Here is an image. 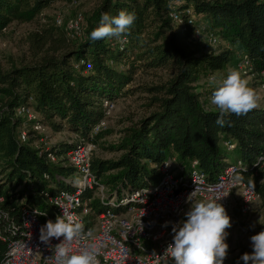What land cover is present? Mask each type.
<instances>
[{"label":"trees","instance_id":"16d2710c","mask_svg":"<svg viewBox=\"0 0 264 264\" xmlns=\"http://www.w3.org/2000/svg\"><path fill=\"white\" fill-rule=\"evenodd\" d=\"M53 1L0 0V32L14 22L36 21ZM121 10L136 16L128 32L119 40L92 41L90 33L99 26L101 13L116 16ZM173 13L183 26L173 21ZM198 30L205 36L216 34L219 43L231 47L206 52L197 39ZM81 33L71 37L64 27L48 22L32 34L37 53L48 46L46 55L10 71L0 67L2 231L12 222L20 226L24 209L46 206L42 192L71 188L67 174L75 171L73 164L48 157L67 153L75 143L37 148L34 142L40 136L22 141L21 128L26 125L32 135L34 126L43 124L88 139L105 117L104 100L116 103L127 96L130 89L125 87L137 71L149 69L166 70L169 77L139 88L149 94V112L127 128L117 145L109 146L122 151L120 158L93 157L97 176L111 191L142 187L155 182L162 165L175 159L187 165L198 161L214 180L232 164L230 153L237 152L236 162L244 164L238 178L256 189L264 206V164L258 162L264 156V107L239 117L225 116L229 123L221 127L216 123L219 110L208 100L214 87L199 83L234 63L240 52L248 54L255 73L264 71V0H103L82 24ZM103 131L90 139L97 143ZM7 248L0 239V264Z\"/></svg>","mask_w":264,"mask_h":264},{"label":"built area","instance_id":"2783aa9c","mask_svg":"<svg viewBox=\"0 0 264 264\" xmlns=\"http://www.w3.org/2000/svg\"><path fill=\"white\" fill-rule=\"evenodd\" d=\"M171 17L180 26L184 25L178 14L173 13ZM81 20V15H78L74 21L64 24L61 18H57L55 24L65 26L69 31L68 35L74 37L81 34ZM71 30H79V33L77 31L78 34L71 35ZM197 33H201L200 30ZM207 38L211 44H218L220 41L214 33H209ZM237 55V68L254 77L258 76L264 87V71L254 72V66L246 52ZM211 95L208 97L209 102ZM114 104L115 101L104 100L105 116ZM32 116L36 117L30 115ZM104 126V119L96 123L90 137L100 133ZM77 136L73 149L62 154L50 153L48 157L52 162L73 164L80 178L66 179L71 188L42 192L46 197V206L24 209L20 226L12 222L7 231L0 229V239L8 244L1 264H55L54 246L60 240L53 238L50 245L45 244L40 240V228L48 220L55 221L58 215L71 216L84 225L85 237L73 244L74 249L86 243L89 239L86 234L88 230L92 231L90 239L101 245V254L98 256L100 264H175L165 253L172 243L171 229L174 224L183 220L192 203L222 197L219 203L225 207L233 224V189L240 187L239 199L243 213L250 209L253 202L260 201V194L256 189L238 178L244 169L241 160L230 164L212 180L200 169L198 161L187 165L177 163L174 159L162 165L155 182L142 187L111 191L92 169L96 143L90 137L87 139ZM29 137L24 125L20 130V138L27 141ZM226 145L234 147L230 141ZM258 162L264 164V156L259 157ZM194 190L195 196L188 201Z\"/></svg>","mask_w":264,"mask_h":264},{"label":"rangeland","instance_id":"374dc122","mask_svg":"<svg viewBox=\"0 0 264 264\" xmlns=\"http://www.w3.org/2000/svg\"><path fill=\"white\" fill-rule=\"evenodd\" d=\"M102 2L103 0H55L43 10L36 21L29 23L14 22L10 24L6 29L0 32V67L4 71H10L14 67L21 66L22 64H30L39 60L40 57L47 54L48 46L40 49L37 53L38 48L33 44L32 34L43 28L48 22H55L57 18H61L62 22L67 24L69 21H74L78 15H81L82 18L79 24L81 33L82 24L85 23L90 14L96 10ZM64 28L66 29L65 26ZM77 31L79 33V30H75L74 32L71 30L70 33L74 35ZM67 33H69L68 30ZM196 36L199 42L202 43L206 52H212L228 45L226 42L222 41L218 44H211L207 36L201 33H197ZM51 52L52 51H50V53ZM237 60L238 58L235 60V64H230L222 71L207 74L200 81L201 85L213 86L210 81L212 76H216L217 79L225 78L230 69H236L242 74L243 78L248 80L249 87L255 89L260 95V106L264 107V87L261 86V82L257 77L239 70L237 68ZM168 77L169 73L166 70L149 69L137 71L135 80L125 87V90L130 89L129 94L125 97L118 98L114 107L111 108V111L103 118L105 121L104 131L96 143L93 154L94 158L101 160H116L120 158L122 151L117 149L112 150L109 146L117 145L124 137L127 128L131 127L149 112L146 106L149 94L147 92H142L139 88L159 84L167 80ZM27 114L34 115L30 110ZM32 118L34 117L32 116ZM37 126L38 127H34L33 129L36 133L30 135V137L40 136V138L34 142L37 148L48 146L61 147L65 146V144H73L78 140L77 134L67 128L56 131L48 125L42 124ZM237 158V152L230 153L229 161L231 163H235ZM67 178L78 179L80 175L74 171L68 173ZM240 194V187L237 186L233 189L231 202L233 224L231 228L227 229L229 235L226 242L229 244V250L224 264H228L233 260H239L246 252L250 253L252 251L250 237L264 231V206L261 200L253 202L250 209L246 213H243L240 206ZM184 219H186L185 214L183 216V220ZM239 262L243 263L242 261Z\"/></svg>","mask_w":264,"mask_h":264},{"label":"clouds","instance_id":"9594fccd","mask_svg":"<svg viewBox=\"0 0 264 264\" xmlns=\"http://www.w3.org/2000/svg\"><path fill=\"white\" fill-rule=\"evenodd\" d=\"M135 19V13L127 10L119 11L116 16L103 12L99 26L90 33V39L97 41L114 37L119 40ZM88 66L91 67L90 64ZM210 81L214 86L210 103L219 110L217 125L223 127L229 123L225 116L234 114L239 117L260 107V95L249 87L248 80L238 70L230 69L227 76L221 79L212 76ZM194 196L195 190L190 193L188 201ZM221 198L195 201L185 213L186 219L172 226V243L165 253L175 264H224L229 250L227 229L232 227V223L225 207L219 203ZM86 236L88 241L74 249L73 244L84 239L85 233L84 225L71 216L58 215L55 221L48 220L40 228V240L45 244L50 245L53 238L60 240L54 246L55 264H100L101 245L90 239L91 230ZM250 241L252 251L244 253L237 264L239 261L243 264H264V231L251 236Z\"/></svg>","mask_w":264,"mask_h":264},{"label":"crops","instance_id":"0c3cea01","mask_svg":"<svg viewBox=\"0 0 264 264\" xmlns=\"http://www.w3.org/2000/svg\"><path fill=\"white\" fill-rule=\"evenodd\" d=\"M200 83V82H199ZM201 84V83H200Z\"/></svg>","mask_w":264,"mask_h":264}]
</instances>
